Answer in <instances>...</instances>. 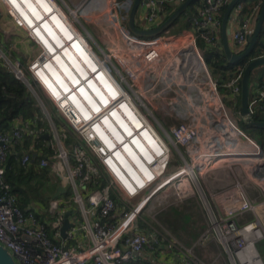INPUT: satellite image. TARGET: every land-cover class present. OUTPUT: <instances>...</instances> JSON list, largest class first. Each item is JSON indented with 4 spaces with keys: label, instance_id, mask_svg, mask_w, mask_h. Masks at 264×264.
Returning a JSON list of instances; mask_svg holds the SVG:
<instances>
[{
    "label": "built area",
    "instance_id": "obj_1",
    "mask_svg": "<svg viewBox=\"0 0 264 264\" xmlns=\"http://www.w3.org/2000/svg\"><path fill=\"white\" fill-rule=\"evenodd\" d=\"M141 1L148 7L147 22L154 26L168 2L186 0ZM263 1L247 15L241 3L236 5L240 22L232 40L239 49L247 46ZM226 3L203 0L192 16V28L180 35L146 39L119 23L122 47H100L98 52L53 0H0V24L13 23L21 31L15 33L18 43L25 46L21 53L8 27L0 39V67L28 88L45 122L42 128L32 119L17 117L9 130L0 129V243L18 264H127L159 242L137 227L139 213L150 200L167 185L178 199L192 195L195 191L185 177L196 183L216 168L230 171V183L211 194L217 211L203 194L209 223L201 238L216 239L231 264H264L257 246L264 239V148L230 116L204 55V47L219 43ZM67 52L75 55L77 66ZM63 56L75 67L68 78L57 74ZM80 64L82 70L77 69ZM242 77L239 72L226 84L234 102L241 95ZM48 101L75 132L72 146L62 137L66 133L61 136L65 130L56 124ZM161 104L166 117L178 121L161 128L170 141L154 122L159 121L156 105ZM249 107L252 116L256 108L264 111V84ZM45 132L55 154L43 163L66 192L50 198L46 216H39L33 205L23 210L18 204L6 166L18 154L19 163L29 167L34 155L25 141L30 138L33 145ZM172 143L185 148L189 161L170 173ZM91 176H104L106 185L91 188ZM121 197L128 199V210H120ZM71 201L78 208L72 207V227L62 238ZM117 217L121 221L114 223ZM183 264H196L191 249Z\"/></svg>",
    "mask_w": 264,
    "mask_h": 264
},
{
    "label": "crops",
    "instance_id": "obj_2",
    "mask_svg": "<svg viewBox=\"0 0 264 264\" xmlns=\"http://www.w3.org/2000/svg\"><path fill=\"white\" fill-rule=\"evenodd\" d=\"M53 1L59 8H61L68 15V17L73 21V23L76 25L80 33L92 44L93 48L98 52H100V47L105 49V51L118 50L119 46H120L119 49L122 47V40L120 38L119 26H118L119 23L120 24L122 23L124 26H126L132 34L139 36V34L133 32L129 27V16H130V12H131V9H132V6L135 0H119L115 18H114V11H113V14H111L112 11L111 13L109 12V7L112 5V3L115 0H53ZM195 1L196 0H194L192 3H194ZM202 1L203 0L196 1V3L193 4L192 8H189L190 4H192L190 3L188 7L184 9L178 15V16L181 15V19L178 21V24L172 27V29L170 28L160 35L161 36L180 35L183 32H185L187 29H191L192 28V21H191L192 16L196 13L197 7L201 4ZM230 1L231 0H227L226 4L228 5ZM183 3H173L172 1L168 2V7L166 6L163 14L158 19V21L156 22L154 26L153 24L148 23L146 19L147 13H148V7L143 6V4L140 3L138 10L136 12V15H135V24L139 28L142 27L141 29L156 27L162 24L164 21H166V19H168L170 15H172ZM124 4H126L127 7L123 9V7L125 6ZM125 9H126V12L123 13ZM224 13L225 11L223 10L222 21H223ZM186 19L188 20V22H186ZM257 20H258V17L253 19L250 33L253 32ZM239 22H240V19L234 11L233 19L231 22V34L229 36V43H230L231 49L235 53H241L242 51L246 49V47L249 44L248 42L247 46L244 49H239V47H237L232 40V33L238 27ZM167 32H170L169 33L170 35H165ZM221 39H222V29L220 32L218 45L220 44ZM263 42H264V38H263ZM18 48L20 49V52L22 53L24 51L25 46L23 47L21 46ZM263 51L264 50H262V52ZM72 63L75 65L77 61L73 59ZM61 65L63 66L64 64L61 63ZM65 65H64L65 71L69 72L70 71L69 66L68 65L65 66ZM254 77H255V80L252 83V91L254 92V96H255L256 92L260 91V87L264 84V66L263 65L262 67L254 71ZM260 78L263 83L261 86L259 85ZM241 92H242V81H241ZM230 100L232 101L231 97H230ZM232 102L233 103H231L229 107H232L235 109L236 102L234 101ZM158 111L160 114V118L157 116V114L156 116H157V120H159L158 121L159 123L157 121H154V122L156 126L158 127V130L163 133V135L167 138V140H169V138L165 135V133L161 130V128L164 127L165 129H169V127L173 125L174 123L167 122V119L169 121L171 120L168 117H166L167 115L165 113V110H163L162 108L161 109L159 108ZM259 113H261L264 117V111H260L259 108H256L255 114H259ZM240 117L241 119L244 118L242 115ZM244 119L246 120V118ZM252 126H255V125H252ZM261 128H264V127H261ZM241 129L245 133H247L243 128ZM249 136L251 137V135ZM255 140L258 142V144H260L257 139ZM183 149L186 152L184 147ZM186 160L189 161V157L187 153H186ZM179 168H176L175 166H171V168L169 169V172L170 173L175 172ZM227 176L231 177L230 171L227 168L225 169L216 168L213 171H211L209 175L200 177L199 181L197 182L199 183V185L193 182L191 176L185 177L186 181L192 184L193 189L195 191L194 194L189 195L185 198H188L191 196H198L202 202L204 201L203 200V194H204L207 197L206 200L208 202L209 201L211 202L213 206L212 209L217 211V205L214 201V198L211 196V194L219 193V190H221L222 188H224V186L230 183V180L226 178ZM216 178H219L222 181H217L215 180ZM203 209L205 210L204 214L207 220V223H206V228H207L208 223H209V215H208V211L206 210V205L203 206ZM40 212L44 213V210H41ZM75 215L78 216V213H75ZM206 228H204V230ZM140 231H143V230H140ZM203 232L200 234V231H197V234H195L194 236L196 235H200V236H198L199 238L197 237L194 241H193V237H190L189 235L188 236L183 235L182 238L183 240H185L186 244L185 243L184 244L165 243L162 245L160 244V241H159L158 243L154 244L153 247L146 249L143 253H140L137 259L132 260L129 263L131 264H135V263H138V264H183L185 257H186V253H187V248L185 247L190 246L189 249H191L192 251V256L196 264H231L227 253L225 251H224L225 253H221L220 246L216 242V239H206L205 240L201 238V235L203 234ZM183 248H185V251H183Z\"/></svg>",
    "mask_w": 264,
    "mask_h": 264
},
{
    "label": "trees",
    "instance_id": "obj_3",
    "mask_svg": "<svg viewBox=\"0 0 264 264\" xmlns=\"http://www.w3.org/2000/svg\"><path fill=\"white\" fill-rule=\"evenodd\" d=\"M196 1L190 4L189 8H192L193 4H195ZM258 2L259 0H240L239 3L243 5V14L247 15L252 12ZM166 6L168 7V4ZM226 8L227 4L224 6L223 10L225 11ZM180 19L181 15L177 16L169 23L167 27L163 29V31L156 35L139 36L143 38H152L158 36L164 33L166 30L176 26ZM186 22H188L187 19ZM263 38L264 24L261 33L258 36V40L254 50L250 53V55L239 60L236 63H228L225 59L224 54L220 53L219 51L213 50L212 48L204 47V55L206 62L213 74H219V80H217L218 85L220 89L224 90V96H222V98H224L223 100H225V103H227L228 105L233 102L230 100L229 88L226 86L227 82L231 79L233 75L239 72L244 73L246 66L253 59L258 58L262 54V50H264ZM260 67L262 66L256 67L251 73L249 94L250 100L254 96V92L252 91V83L255 80L254 71ZM259 81V85L261 86L263 84L261 78L259 79ZM235 111L237 113L241 112V97L238 98V101L235 104ZM37 112L39 114L38 108H36L35 106V101L27 92L26 86L13 74L5 71L3 68L0 67V129L9 130L12 121L17 117L32 119L36 122L38 120ZM252 120L262 121L264 120V117L261 113L254 114ZM240 124H243L244 126L250 125L249 122L244 119H242V121L240 120ZM250 127L254 131V133L252 134L255 135L256 139L264 147V128L256 126ZM71 131V134L66 133L64 139L68 145L72 146L75 137L74 135H72L74 133L73 130ZM46 135L47 133L45 132L44 135L40 136V138L38 139V144L36 145V147L42 148V150L37 151V155L33 156V161L31 162L29 167L25 168L19 163L18 154H13L9 158V161L6 166V179L8 182L11 183L13 191L18 197V204L23 210L27 209V207L32 204H42L43 206L47 205L49 198L56 191V188L60 183L59 180L52 179L50 177V170L48 167H43L40 165L43 159L48 158L49 154L53 153V150L51 149V147H49V141L45 137ZM30 140V138H27L24 145L28 146ZM74 147L75 145H73V148ZM52 180H54V182ZM89 180L91 188H103L106 185V178L104 176L97 178L91 176ZM49 184L54 185L53 192L50 194L48 193ZM37 215L46 216V213H37ZM142 226L144 225L142 224ZM50 234L53 236V230L51 229Z\"/></svg>",
    "mask_w": 264,
    "mask_h": 264
},
{
    "label": "rangeland",
    "instance_id": "obj_4",
    "mask_svg": "<svg viewBox=\"0 0 264 264\" xmlns=\"http://www.w3.org/2000/svg\"><path fill=\"white\" fill-rule=\"evenodd\" d=\"M118 3H119V0H116L115 3H112V5L109 7V12L111 13V11H112L111 14H113V8H116ZM124 5L125 6L123 7V9L125 7H127L126 4H124ZM125 12H126V9L123 11V13H125ZM2 14L3 13L0 12V17L2 16ZM5 20H7V18H5ZM8 27H9V30L12 31V33H13L12 37H10V35H8V36L11 38V40H13L14 43L17 44L18 47H20L21 45H20V43H18V39L20 38L19 34L15 35V33L16 32L21 33V31L17 27H15V25H13V23H11V22L5 26L0 24V39H2V40L5 39V32L4 31L5 30L8 31ZM50 31H52V29H50ZM169 33L170 32H167L165 35H170ZM199 45L201 46V44H199ZM77 63L75 64L76 66H77ZM78 69H80V67H78ZM212 75L216 80H219V74L218 73L217 74L212 73ZM221 85H223V84H221ZM219 91H220V95L224 96V94H223L224 90L219 88ZM27 92L32 97L28 88H27ZM41 96L44 99H46L45 95L43 93H41ZM225 105L229 108L230 116L235 117V119L237 120V123L240 125L241 113L240 114L236 113L235 109L232 107H229V105L227 103H225ZM47 106H48L49 110L51 111L52 117L54 116L56 118V121H57L56 124L65 130V132H63V131L61 132V136L63 133H70L71 134L72 129L62 119V117H61L59 111L57 110L56 106L49 101H48ZM156 106L160 107V109L165 108L163 104L156 105ZM38 111H39V109H38ZM37 114H38V112H37ZM156 114L160 118L159 111L156 110ZM215 120H216V118L213 119L214 122L212 124L215 123ZM241 121H242V119H241ZM167 122L168 123L172 122L175 124L178 123V121H176V120L169 121L168 119H167ZM35 123H37L39 125L41 123L42 128L45 126V122H44V119H43L40 111L38 114V120ZM250 126H252V125H245V126L243 124L240 125V127L243 128L249 135H251V137H253V139H256L255 135L252 134V133H254V131ZM72 135H75V132ZM62 137H63V139L65 138L64 136H62ZM37 144H38V142H36L35 144L32 145V141L30 140L29 145L25 146V147L29 151L33 152L32 154L34 156H36L37 151L42 150V148L36 147ZM49 145L54 147L53 141H50ZM170 146L172 148V157H171L172 165L170 164V168H171V166H175L176 168L182 167L186 162L185 161L186 160V152L184 151V149L181 145L176 146L175 144H173V145L170 144ZM52 150H53V153L49 154V158L55 154V149H52ZM45 160L46 159H43L40 165L43 167H48L50 170L51 169L50 166L45 165L43 163V161H45ZM49 173H50V177L52 179H55V177L51 173V170ZM52 181L54 182V180H52ZM53 184L48 185V193L49 194L53 192V189H54ZM196 184L199 185V183H197V182H196ZM153 198L154 199L150 200V202L140 211L138 219H137V227L140 230L149 232L152 241L155 242V240L158 239L160 241V244H162V245L165 243H167V244H184L185 243L186 244L185 240H183V238H182L183 235H185V236L189 235L190 237H193V241H194L198 236H200V235L194 236L195 234H197V231H200V234H201L203 232L204 228H206L207 220H206V217L204 214L205 210L203 209L204 202L203 201L201 202V200L198 196H191V197H188L185 199H178L176 197V195H174L173 187L170 185H167L163 190H161ZM138 200H140V197L137 199H134V203H136ZM202 203H203V205H202ZM126 204H128V199L125 197H121L120 203H119V205L121 206L120 210L122 209V207H125L126 210H128V207L126 206ZM32 205L36 208V210L38 212H40L41 210L47 209L46 208L47 205H45V206H43L42 204H40V205L32 204ZM67 206H68L67 211L74 206L78 208V205L75 204L73 201L68 203ZM120 221H121V219H119V217L114 219V223H118ZM142 224L144 226H142ZM80 238L82 239L81 242H83L86 239L83 233L80 234ZM74 244L78 245V242L75 241ZM257 246L260 250V253L262 254V257L264 258V239L258 241ZM185 248L189 249L190 246H186ZM185 248H183V251H185Z\"/></svg>",
    "mask_w": 264,
    "mask_h": 264
},
{
    "label": "water",
    "instance_id": "obj_5",
    "mask_svg": "<svg viewBox=\"0 0 264 264\" xmlns=\"http://www.w3.org/2000/svg\"><path fill=\"white\" fill-rule=\"evenodd\" d=\"M194 0H186L166 21L162 24L153 27V28H139L135 24V15L138 10V7L141 3V0H135L132 6L130 16H129V27L130 29L139 34V35H156L163 31L165 27L169 25V23L178 16L184 9L188 7L190 3ZM240 0H231L225 13L223 15V24H222V39L219 45L214 46L212 49L219 51L224 54L225 59L228 63H236L239 60L247 57L254 50L255 45L258 40V36L261 33L263 24H264V1L262 3L260 13L258 16V20L256 22L255 28L252 33L247 35L249 44L244 51L241 53H235L230 46L229 36L231 34V22L234 15V8L239 3ZM264 65V57L253 59L245 68L243 77H242V92H241V115L246 118V120L251 124L258 127H264V120L262 121H254L252 120V112L249 107V94H250V77L252 71L258 67ZM66 192V188L62 185H58L56 191L52 194L51 198H55L60 194ZM114 198V194L111 195ZM75 208H72L65 212L64 214V222L61 227V235L62 238H65L67 235V231L72 227V222L70 221V216L75 212ZM0 264H18L15 256L12 252L0 243Z\"/></svg>",
    "mask_w": 264,
    "mask_h": 264
},
{
    "label": "bare ground",
    "instance_id": "obj_6",
    "mask_svg": "<svg viewBox=\"0 0 264 264\" xmlns=\"http://www.w3.org/2000/svg\"><path fill=\"white\" fill-rule=\"evenodd\" d=\"M49 34H53V32H52V31H49ZM65 55H66L67 57H70L71 60L75 59V57H74L75 55L73 56L71 53H68V52H67ZM66 56H63V57H62L61 59H59V61H58V63H59V64H58V65H59L58 70H59V71H58L57 74H58L59 77H61V76L64 77V76H65V78H68V76H71V74H73V72H72V68L74 69V67H73L72 64L68 61V59L66 58ZM76 59H77V58H76ZM76 59H75V60H76ZM76 61H77V60H76ZM60 62L63 63L64 65H65V64L68 65L70 71H69V72H66L65 69H64V65L62 66ZM66 65H65V66H66ZM79 70H82V65H81V64H80V69H79ZM64 74H65V75H64ZM84 77H86L85 74H84ZM71 80H72V79H71ZM73 82H74V83H77V80H74ZM94 85H95V84H94ZM93 88L96 90V92L99 91V89L97 88V86H93ZM97 89H98V90H97ZM186 190H187V188H186Z\"/></svg>",
    "mask_w": 264,
    "mask_h": 264
}]
</instances>
